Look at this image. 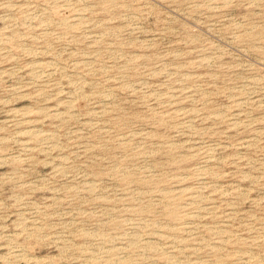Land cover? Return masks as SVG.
<instances>
[{
	"label": "rangeland",
	"instance_id": "1",
	"mask_svg": "<svg viewBox=\"0 0 264 264\" xmlns=\"http://www.w3.org/2000/svg\"><path fill=\"white\" fill-rule=\"evenodd\" d=\"M0 264H264V0H0Z\"/></svg>",
	"mask_w": 264,
	"mask_h": 264
},
{
	"label": "bare ground",
	"instance_id": "2",
	"mask_svg": "<svg viewBox=\"0 0 264 264\" xmlns=\"http://www.w3.org/2000/svg\"><path fill=\"white\" fill-rule=\"evenodd\" d=\"M6 158V157H5Z\"/></svg>",
	"mask_w": 264,
	"mask_h": 264
}]
</instances>
